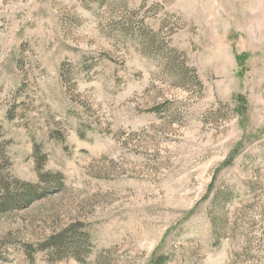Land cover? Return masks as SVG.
I'll return each mask as SVG.
<instances>
[{"label":"rangeland","instance_id":"rangeland-1","mask_svg":"<svg viewBox=\"0 0 264 264\" xmlns=\"http://www.w3.org/2000/svg\"><path fill=\"white\" fill-rule=\"evenodd\" d=\"M0 149V264H264V0H0Z\"/></svg>","mask_w":264,"mask_h":264},{"label":"trees","instance_id":"trees-1","mask_svg":"<svg viewBox=\"0 0 264 264\" xmlns=\"http://www.w3.org/2000/svg\"><path fill=\"white\" fill-rule=\"evenodd\" d=\"M3 162L8 165V158L4 151L0 149V163ZM36 170L38 174V182L36 183L21 181L0 171V214L6 213L11 209L27 206L45 196L47 182L55 181L57 186H62V175L60 173H44L42 164L38 160H36ZM148 264H165V257L153 254Z\"/></svg>","mask_w":264,"mask_h":264}]
</instances>
